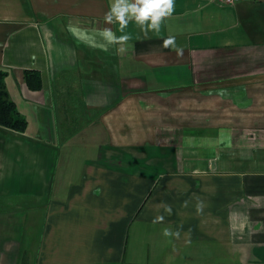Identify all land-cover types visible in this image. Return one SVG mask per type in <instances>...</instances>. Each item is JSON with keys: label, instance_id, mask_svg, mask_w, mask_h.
<instances>
[{"label": "crops", "instance_id": "obj_1", "mask_svg": "<svg viewBox=\"0 0 264 264\" xmlns=\"http://www.w3.org/2000/svg\"><path fill=\"white\" fill-rule=\"evenodd\" d=\"M111 2L0 0V69L28 123L0 127V264H264V0H174L159 34L130 22L104 52L97 30L122 35ZM78 109L96 127L76 163ZM23 199L46 204L35 248L26 222L13 235Z\"/></svg>", "mask_w": 264, "mask_h": 264}, {"label": "clouds", "instance_id": "obj_2", "mask_svg": "<svg viewBox=\"0 0 264 264\" xmlns=\"http://www.w3.org/2000/svg\"><path fill=\"white\" fill-rule=\"evenodd\" d=\"M174 7V0H112L104 14V22L106 25L117 24L119 26L118 31L122 35L117 36L111 28L105 27L95 33L101 37L102 43L92 46L107 52L113 45H126L131 39L130 34L125 32L130 22H134L145 36L150 31L159 34L163 21L173 13ZM69 31L74 32V26L71 23L69 24ZM162 46L175 51L178 57L183 56V49L176 46L174 36L162 38ZM187 203V201L184 202L185 207ZM165 211L171 214V207L166 205ZM196 212L197 214L202 212V205L199 202L196 204ZM162 220V216H157L153 222H162ZM163 234L166 237L179 236L178 231L173 232L167 228L163 230Z\"/></svg>", "mask_w": 264, "mask_h": 264}, {"label": "rangeland", "instance_id": "obj_3", "mask_svg": "<svg viewBox=\"0 0 264 264\" xmlns=\"http://www.w3.org/2000/svg\"><path fill=\"white\" fill-rule=\"evenodd\" d=\"M76 116V121L75 122H71V128L72 131L76 132V139H73L71 142H68L66 144V147L64 149V151H69L73 154H76V158L73 160L72 162H78L79 158L81 156H83V152H79V149H85L86 143L81 142L83 141V137L84 135H88V132H86L87 129H89L91 126H95V123H88V125H86L85 122V118H83V111L78 109V110H74L73 112ZM68 130V128H67ZM73 133V132H72ZM91 136V135H90ZM62 146V145H61ZM76 149V150H74ZM81 155V156H80ZM94 155V154H93ZM21 166L23 167H31L29 165V161L26 162H22ZM29 169H27L26 171H28ZM16 177V179L20 180V182H18V185H20L21 183L24 184L25 179H35V175L32 174H23L20 176H17V174L14 176ZM24 179V180H23ZM11 204V205H9ZM1 205V204H0ZM7 205H9L8 207L12 206L14 207L13 209V216L18 217V227H17V232L13 230V235H17L20 231H23V225L24 222H26L28 224V229L26 232V243H27V248H31V244H34V248L36 246V242H37V237L40 236V232L42 230V220L44 218V214H45V202L40 200L38 202L37 199H23L22 201H13V203L11 202H7ZM44 205V206H42ZM0 214L3 213V206H0ZM39 207V208H38ZM42 208L44 210H42ZM5 215V211L3 216ZM16 233V234H14ZM6 234H9V232L7 231ZM22 237L25 236L24 232L21 235ZM27 257V256H26ZM23 258H25V255H23Z\"/></svg>", "mask_w": 264, "mask_h": 264}, {"label": "trees", "instance_id": "obj_4", "mask_svg": "<svg viewBox=\"0 0 264 264\" xmlns=\"http://www.w3.org/2000/svg\"><path fill=\"white\" fill-rule=\"evenodd\" d=\"M6 72L0 69V127L24 132L27 128V120L16 108L15 103L9 98L4 79ZM24 79L30 89H40V74L36 70H25Z\"/></svg>", "mask_w": 264, "mask_h": 264}, {"label": "built area", "instance_id": "obj_5", "mask_svg": "<svg viewBox=\"0 0 264 264\" xmlns=\"http://www.w3.org/2000/svg\"><path fill=\"white\" fill-rule=\"evenodd\" d=\"M215 1L225 3V4H233L234 2L239 1V0H215Z\"/></svg>", "mask_w": 264, "mask_h": 264}]
</instances>
